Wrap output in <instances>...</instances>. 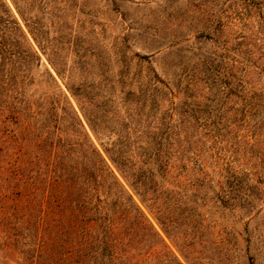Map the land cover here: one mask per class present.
Listing matches in <instances>:
<instances>
[{
	"label": "rangeland",
	"instance_id": "1",
	"mask_svg": "<svg viewBox=\"0 0 264 264\" xmlns=\"http://www.w3.org/2000/svg\"><path fill=\"white\" fill-rule=\"evenodd\" d=\"M253 2L0 0V14L4 12L3 4L11 9V16L18 21L41 58V62H35L33 69L28 71L32 83L20 87L34 105V110L42 108L46 113L53 104L58 115V123L53 117L48 125V118L42 116L26 123L24 120L18 126L0 122V202L14 190L11 168L17 161L21 136L27 140L24 141L23 152L27 151L29 155L46 156L52 146L57 148L60 156L67 158V175L85 156L89 164L96 160L93 151L97 149L183 264H250L249 257H254L255 264H264L263 183L244 181L243 197L234 203L237 206L234 211L219 210L214 204L216 194L221 191L220 186L215 183L206 186L203 192L208 194V198L202 212L211 220L207 234L209 244L205 249H197L201 252V259L194 262L185 257L186 253L163 230L155 214L131 189L107 152L112 148L119 150L120 141H124L127 135L134 141L137 137L158 134L163 124L172 123L174 129L171 133L175 139L180 137L191 141L197 133L203 136L207 133L205 127L200 128L195 123V129L184 125L188 128L187 133L181 132L180 116L173 109L185 100L186 86L199 84L197 78L202 79L207 71L203 66L205 61L220 65L224 72V68L235 66L237 79L232 80L236 86L239 82L238 93L246 100L245 109L250 110L248 104L259 103L258 112L253 111L259 116L249 117L242 129L234 128L229 143L224 142L211 152L215 159H211L208 153L198 158L201 157L207 172L215 178L217 171L214 172V168L218 170L225 167L228 160H237L240 163H233V166L240 176H257L264 182V169L255 170L244 158L245 152H251L252 145L255 150L264 152V72L254 66L258 64L264 69V0ZM3 18L8 19L6 15ZM12 19L10 17L9 22ZM11 25L7 24L8 27ZM35 29L39 40L48 44L44 52L31 32ZM7 36L12 41L23 43L24 50L29 47L28 41L20 37V32L12 31ZM53 63H59L62 76ZM73 90H80V94L73 93ZM212 95L216 97L217 104L224 105L222 114H227L234 103L235 108L243 106V101L236 96L227 98L216 89ZM210 109L211 106L207 110ZM213 118L215 120V116ZM25 127H29L28 132H24L26 136L23 135ZM8 130L14 132L9 133ZM15 133L17 144L12 138ZM200 138L201 143L205 142ZM208 139L207 146H210L213 140ZM236 141L241 144L239 153L233 146ZM186 146L189 149L187 157H193V150L202 148L200 144ZM173 150H178V146ZM44 164L41 165L43 170L46 169ZM193 165L189 163L190 168ZM224 189L227 190L226 187ZM3 204L9 207L11 203L6 199ZM7 215L0 209V264H67V248L62 250L54 233L39 231L36 238L35 228L22 229V235L17 238L13 231L9 232L3 226ZM216 222L226 226L227 239L231 243L223 245V249L212 244L219 242L215 231L222 229L219 226L216 230L212 228ZM157 255L167 259L171 253L162 248ZM153 264L159 263L154 260Z\"/></svg>",
	"mask_w": 264,
	"mask_h": 264
},
{
	"label": "trees",
	"instance_id": "2",
	"mask_svg": "<svg viewBox=\"0 0 264 264\" xmlns=\"http://www.w3.org/2000/svg\"><path fill=\"white\" fill-rule=\"evenodd\" d=\"M3 9L4 12L0 14V122L18 126L24 120L26 123L29 119L39 116L48 118L47 125L53 117L57 122L56 105L52 104L46 113L42 108L34 110V105L22 89L25 84L32 83L28 71L33 69L35 62H41V58L18 21L11 16V9L5 4ZM3 15L8 19L13 17L12 21L4 20ZM9 23L12 24L11 27L7 26ZM12 31L20 32V37L28 41L29 47L26 50L23 49V43L12 41L11 37L7 36ZM31 32L44 52L48 44L39 40L36 29ZM58 65L59 63H53L62 76L63 70H60ZM203 66L207 71L202 79L197 78L199 84L186 86L185 100L173 110L180 116L181 132L187 133L188 128L184 125L195 129V123L200 128L205 127L207 133L203 136L197 133L192 136L191 141L177 137L179 134L175 139L171 133L174 128L172 123H169L167 126L163 124L158 134L146 138L137 137L134 141L127 135L123 138L124 141H120L119 150L107 149L111 160L131 189L149 211L155 214L157 221L175 245L186 253L185 257L194 262L201 259V252L197 249H205L209 244L207 234L209 235L208 230L211 229V220L208 214L202 212L208 198V194L203 192L206 186L214 183L220 186L221 191L216 194L217 200L214 204L219 210L234 211L237 207L234 203L243 197L241 189L244 181L255 180L256 184H264L261 177L240 176L233 166V163L240 161L228 160L225 167L222 166L218 170L214 168V172L217 171L215 178L207 172L201 157L198 158L201 154L208 153L211 159H215V154L211 153L214 148L224 142L229 143L234 128L245 127L249 117L253 119L259 116V113L257 115L253 111L258 112L256 108L260 106L259 103H251L248 104L250 110L245 109L246 100L238 93L239 82L236 86L233 81L237 79L235 66L224 68L225 72L220 65H214L212 62L205 61ZM254 66L264 72L258 64ZM214 89L221 91L227 98L236 96L241 99L242 108H235L234 103L226 111L227 114H222L221 111L225 107L223 104H217L216 97L211 96ZM79 91L73 90V93L79 95ZM210 106L212 109L208 111ZM71 107L77 116L72 104ZM205 114L208 116H204ZM208 120H212V123H208ZM28 130L29 127L23 129L24 136V132ZM200 137L205 142L201 143ZM208 137L213 140L210 146H207ZM12 138H15L17 144L16 133ZM24 141L27 142L26 137L21 136V143L18 142L17 146V161L11 168V184L14 190L11 195L2 197V203L0 202V209L8 214L3 222L7 231H13L17 238L22 235V229L35 228L36 238L39 231L54 233L62 250L67 248V264H153L154 260L159 264H183L170 250L150 218L99 150L93 151L96 160L90 161L89 164L85 156L67 175V158L60 156L57 148L52 146L50 154L46 156H33L27 151L23 152ZM187 144L189 147L191 144H200L202 148L193 150V157H187ZM175 146H178L176 151L173 150ZM233 146L239 153L240 141L233 142ZM250 149L251 152L244 153V158L248 159L255 170L264 169V152L255 150L253 145ZM181 151H184L183 154ZM22 156L26 158L21 159ZM44 162L45 170L41 167ZM19 163L22 164L17 166ZM189 163L194 164L192 168ZM6 199L7 203H11L9 207L3 204ZM195 204L196 206L192 207ZM216 224L212 226L214 230L217 226L222 229L215 231L219 242L214 241L212 244L223 249V245L231 244L227 239L228 232L223 223ZM245 241L249 243V240ZM162 248L170 251L169 258L164 259L157 255L158 250ZM248 260L250 264H255L254 257H249Z\"/></svg>",
	"mask_w": 264,
	"mask_h": 264
}]
</instances>
